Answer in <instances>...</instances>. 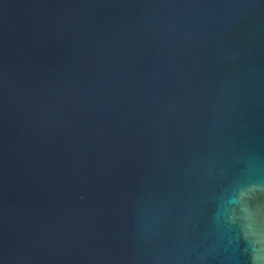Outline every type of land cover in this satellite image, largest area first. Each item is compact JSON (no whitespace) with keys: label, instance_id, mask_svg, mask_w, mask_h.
Segmentation results:
<instances>
[{"label":"water","instance_id":"obj_1","mask_svg":"<svg viewBox=\"0 0 264 264\" xmlns=\"http://www.w3.org/2000/svg\"><path fill=\"white\" fill-rule=\"evenodd\" d=\"M0 264H264V0H0Z\"/></svg>","mask_w":264,"mask_h":264}]
</instances>
